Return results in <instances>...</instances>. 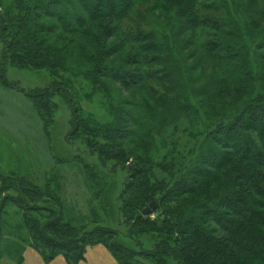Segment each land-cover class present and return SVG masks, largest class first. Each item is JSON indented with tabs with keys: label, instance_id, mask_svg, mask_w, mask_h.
<instances>
[{
	"label": "trees",
	"instance_id": "1",
	"mask_svg": "<svg viewBox=\"0 0 264 264\" xmlns=\"http://www.w3.org/2000/svg\"><path fill=\"white\" fill-rule=\"evenodd\" d=\"M7 17L8 14L0 11V27L7 32L2 37L5 52L0 64L33 70L43 65L58 67L62 62L56 56L59 50L45 46L46 41L43 43L41 39L43 34L52 33L51 27L42 24L46 18L60 24L65 36H74L73 46L82 54V61L89 62L90 58L96 66L106 57L105 38L122 35L125 40L120 38L108 52H118L122 48L119 43L138 45L140 52L157 55L153 61L142 57L144 65L161 63L165 67L143 72L110 68L99 72L100 77L127 89L151 81L160 83L172 95L167 97L168 92L161 94L155 89L153 93L158 96L159 106L165 112L169 110L171 120L176 123L184 116L192 117V121L198 123L194 130L206 126L212 133L209 134L210 142L205 140L195 146L200 157L186 168L187 172L181 173L183 178H178L163 191L165 180L150 169L149 155H146L150 150L148 137L154 128L129 141L132 135L120 126L121 120L119 124L104 126L91 117L88 120L78 115L70 92L64 89L72 107L69 142L85 139L87 147L96 152L103 163H116L131 175L132 184L125 185L115 202L120 217L117 223L126 230L96 227L90 236L80 237L78 227L72 225L73 221H67L61 200L55 199L47 187H40L33 174L11 177L1 172L0 224L4 207L14 205L30 234L32 246L46 262L63 256L68 264H79L85 258L86 248L99 244L108 249L117 264H136L140 259L165 264L162 256L172 257L179 264H243L240 256L257 257L264 253V239L254 237L246 229L248 218L252 216L264 226V218L253 211L255 202L252 199L253 195L264 197V54H261L264 52V0H245L241 6H232L229 0H37L30 9L25 7L23 15L10 20ZM147 17L153 22L149 29L139 22ZM112 23V28L108 27ZM251 28L259 31L246 36ZM251 37L256 41L254 52L250 49ZM205 62L209 63L205 69L210 67L211 74L204 78ZM3 70L0 66V79L9 86ZM190 81L191 84L201 82V87L190 93ZM29 97L35 102L39 116H46L51 122L56 104L49 90L33 92ZM200 107L204 108L203 116ZM234 112L238 114L232 119ZM156 113L161 116L160 111ZM199 116L200 119L195 120ZM100 139L106 143H98ZM127 141L131 147H126ZM227 142L234 144L230 145L229 154H218L216 147ZM150 155L156 156L154 151ZM229 155L248 161L250 165L242 169L234 158H228ZM165 164L171 165L168 160ZM200 164L205 167L202 171L197 168ZM171 167H164V170ZM207 168L219 171L218 177L206 171ZM85 170L89 185L96 176ZM199 178L208 179L209 185L214 183L218 191L211 194L207 190H195L196 185L203 188L204 182L198 183ZM10 180L18 185L17 190L23 198L4 192L11 187L7 185ZM55 184L60 190L58 183ZM229 189L231 192L226 193ZM98 191L102 195L101 189ZM159 191L163 194L158 195ZM191 193L207 200L214 198L216 204L206 209L190 200L185 207L178 204L176 211L166 208L172 198ZM39 199L55 201L57 210L42 208L36 204ZM100 202L103 204L102 200ZM152 202H156V210L151 216L143 217V210ZM67 217L69 219L68 214ZM210 222L215 224L211 229L213 233H208L204 226ZM147 227H158L164 235L150 247L134 239ZM216 229H221L224 235L218 234ZM2 232L0 225V243ZM120 234L123 239L134 241L133 248L117 241Z\"/></svg>",
	"mask_w": 264,
	"mask_h": 264
},
{
	"label": "rangeland",
	"instance_id": "2",
	"mask_svg": "<svg viewBox=\"0 0 264 264\" xmlns=\"http://www.w3.org/2000/svg\"><path fill=\"white\" fill-rule=\"evenodd\" d=\"M0 1L1 13L8 14L7 20H10L13 17L16 18L23 15L25 7L30 9L37 0ZM229 2L232 6H241L245 0H229ZM139 22L148 29L153 24V22L149 21V17ZM42 24L46 28L51 27L52 31L51 34L45 33L42 35L43 43L46 41L45 46H52L58 49L59 54L56 56L62 62L55 68L43 65L42 68L37 70L19 69L3 63L0 64L1 68L4 69L5 79L9 84V86H6L0 79V172L5 176L11 177L33 174L32 176L37 180L35 182L40 187H47L55 199L61 200L67 221H73L72 225H76V228L78 227V236L80 237L90 236L96 227H110L115 230L123 229L125 231L126 228L121 227V224L117 223L120 217L118 216L119 213L115 202L125 185L132 184L131 175L126 168L116 163H103L97 153L87 147L85 139L80 138L74 143L69 142L68 134L72 130V107L67 100V94L64 89L70 92L73 100L72 104L77 107L78 115L84 116L85 119L91 117L104 126L119 124L118 122L121 120L120 126L128 129L132 135L129 141L134 140V138L137 139L138 135H144V131H147V129L151 130L152 127L154 128L148 137L149 144H147L150 146V150L149 154L146 155H149L147 161L151 165L150 169L165 180L164 189L161 187L163 191H167L174 181L183 176L181 173L187 172L186 168H189V165H192L200 157V152L195 146H199V143H204L205 140L210 142L211 137H209V134L212 132L206 130V126H199L197 130H194L198 123L193 122L192 117L189 119L184 116L182 120L180 119L176 123L171 120L169 110L165 112L163 107L159 106L158 96L153 93L154 89L162 92L161 94L168 92L162 84L151 81L141 87L127 89L119 83L103 79L99 75V72L110 68H123L130 71L140 69L143 72V70H149L150 68L153 70L156 67H165L161 63L154 65L143 64V61H141L142 57L145 59L151 58V61H153L157 56L155 53H143L138 50V45L129 44L125 46V44L122 45L121 43L119 45L122 48L118 52H108L107 50H112L120 42V38L124 39L122 35H113L105 38L107 41L103 49L104 51L106 50V57L101 62H98L99 66H96L97 64H94L90 58L89 62L82 61V54L73 46L75 37L65 36L60 24L51 18L43 19ZM112 26L113 23L108 27L112 28ZM258 31L251 28L250 31H246V36H249L250 32L256 34ZM6 33L0 27V61L2 59L1 55L5 52L2 37ZM180 42L183 43L184 41L181 40ZM250 43V49L254 52L256 47L254 37H251ZM190 51L191 49L188 50V54H190ZM261 54H264V52ZM90 57L93 61H96L94 56ZM208 64L207 62L204 64V78L211 74L210 67L207 68L208 70L205 69ZM161 68L159 69L161 70ZM201 84V82L199 84L197 82L191 84L190 81L188 83V91L193 93L194 90H198L201 87ZM47 89L51 100L56 104V108L52 111L51 122L48 121L46 116H39L35 102L29 97V94L33 92ZM169 92L167 97L172 95V92ZM203 107L199 108L203 113L201 116L204 115ZM157 111H160L161 116L156 113ZM233 114L231 116L232 119L238 113L234 112ZM201 116L195 118V120L200 119ZM202 118L205 119V117ZM129 141H127L126 147H131L128 145ZM104 142L103 139L98 141L101 144ZM230 145L234 146L233 143L227 142L223 146H217L215 150L218 154H229ZM152 151L155 152L156 156L150 155ZM228 158L233 159L234 157L229 155ZM167 160L172 167L169 165L168 167L171 168L164 170L168 168L167 164H165ZM163 161L164 163H162ZM233 161L242 169L250 165L248 161H240L237 158H234ZM160 164L165 168L160 167ZM205 164L208 165L207 162ZM213 166H216V162ZM197 168L201 171L205 169L202 164L197 165ZM85 169L89 170V174L96 176L95 180L92 179L89 185L84 174ZM206 171H211L218 177L219 171H212L210 168H207ZM179 173L180 175H177ZM59 181L62 182V185H60ZM168 181L170 184L167 185ZM200 182H204V184L203 188L199 187V185L195 186V190L198 192L200 189L202 191L207 190L211 194L213 193L212 191H218L214 183L209 185L208 179L199 178L198 183ZM55 183H58L60 190L56 189ZM8 184H11V187L7 188L4 191L5 193L23 198L18 192V185L14 180L8 181ZM99 189L103 192L102 195L98 191ZM163 191L162 193L159 191L158 195L163 194ZM230 192V189L226 191V193ZM252 197L255 202L253 211L264 218V197L254 195ZM100 200L103 201V204H101ZM190 200H195L196 202L193 203L205 206L206 209H210L216 204L214 198L207 200L202 195L191 193L187 195L179 194L178 197L172 198L166 208L176 211L178 204H184L185 207ZM29 201L32 200L29 199ZM37 203L42 208L57 210V203L53 200L39 199L36 200ZM103 205L106 206V209L103 208ZM179 210L181 209L178 208ZM200 214L203 215L202 212ZM1 215L0 225L3 232L0 243V264H22L24 252L28 248L33 249L42 256L32 246L30 234L22 223L19 210L14 205L8 204L2 210ZM155 217L153 215L151 218L154 219ZM248 219L250 221L247 223L246 229L254 237L264 239V226L258 224L253 216ZM158 225L160 226V223ZM204 226L208 233H213L211 229L215 224L210 222ZM216 230L218 234L224 235L221 229ZM163 237L164 235L159 232L158 227H147L144 233L135 236L134 239L138 238L143 241L146 247H150L153 241ZM117 241L124 243L129 248L134 246V241L123 239L121 234L117 237ZM95 246L91 245L86 248L85 258L87 249ZM263 254L257 257L243 255L239 259L243 264H264ZM134 258L135 260L138 259L137 257ZM162 260L165 264H179L172 257L162 256ZM135 262H137L136 264H156L149 260L141 259Z\"/></svg>",
	"mask_w": 264,
	"mask_h": 264
},
{
	"label": "crops",
	"instance_id": "3",
	"mask_svg": "<svg viewBox=\"0 0 264 264\" xmlns=\"http://www.w3.org/2000/svg\"><path fill=\"white\" fill-rule=\"evenodd\" d=\"M22 264H68L64 257L60 256L51 262H46L33 249L28 248L24 252ZM80 264H117L116 259L111 255L108 249L102 245L87 249L86 258Z\"/></svg>",
	"mask_w": 264,
	"mask_h": 264
},
{
	"label": "water",
	"instance_id": "4",
	"mask_svg": "<svg viewBox=\"0 0 264 264\" xmlns=\"http://www.w3.org/2000/svg\"><path fill=\"white\" fill-rule=\"evenodd\" d=\"M157 208L156 202H152L147 208H145L142 212L143 216L151 215Z\"/></svg>",
	"mask_w": 264,
	"mask_h": 264
}]
</instances>
